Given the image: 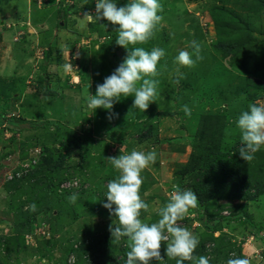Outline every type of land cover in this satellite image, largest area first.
Masks as SVG:
<instances>
[{
    "label": "rangeland",
    "instance_id": "obj_1",
    "mask_svg": "<svg viewBox=\"0 0 264 264\" xmlns=\"http://www.w3.org/2000/svg\"><path fill=\"white\" fill-rule=\"evenodd\" d=\"M95 2L0 0V264H109L107 256L126 264L127 238H111L118 222L103 204L117 175L106 158L132 150L157 153L141 173L144 222L159 219L179 185L198 197L178 222L199 238L195 257L264 264V147L245 162L236 128L250 104L264 105V0H159L164 19L153 37L129 46L166 53L157 65L159 95L144 112L132 107L133 96L110 110L87 108L88 93L128 52L115 42L118 26H80ZM127 2L115 0L118 8ZM192 41L203 60L178 75L173 59L191 52ZM33 122L41 128L29 130ZM200 155L216 170L210 195L200 189ZM73 193L78 199L69 203ZM166 246L150 264H176L164 256Z\"/></svg>",
    "mask_w": 264,
    "mask_h": 264
},
{
    "label": "clouds",
    "instance_id": "obj_2",
    "mask_svg": "<svg viewBox=\"0 0 264 264\" xmlns=\"http://www.w3.org/2000/svg\"><path fill=\"white\" fill-rule=\"evenodd\" d=\"M162 11L159 0H128L125 6L119 8L115 0H96L94 14L83 13L80 18L81 27L101 20L118 26L115 29L118 33L115 42L128 50L123 63L102 84H97L95 95L88 93L85 98L87 108L93 111L97 108L110 110L120 97L133 96L132 107L144 112L150 103L155 102L160 83L155 79L160 75L157 65L165 56V50L159 47H153L151 51L143 47H132L129 50V46L144 44L153 37L157 26L164 19L158 14ZM189 47L191 52L180 50L173 59L178 75H182L181 67L191 68L203 60L198 42L192 41ZM61 67L64 72H70L73 66L64 64ZM182 110L185 115L191 114L187 105ZM117 115L110 113L108 118L112 119ZM236 128L241 140L239 155L245 162H251L255 154L264 147V105L250 104L248 110L239 115ZM106 159L117 175L106 185L107 203L103 207L118 222L117 226L109 227L111 238L116 242L127 238L129 251L126 253V264H150L153 260L162 259L161 247L164 241H167L164 256L174 259L176 264H184V261L209 264L208 257L193 255L199 238L178 223L190 209L198 206V197L192 190H181L179 185H173L168 202L158 209L159 219L153 223L141 219L142 210L147 212L149 209V205L140 195L143 184L141 173L155 163L157 153L132 150L130 153ZM67 199L69 203H75L78 193L71 194ZM27 208L34 212L37 206L33 203ZM232 256L235 257V253ZM227 264H250V261L236 257L228 259Z\"/></svg>",
    "mask_w": 264,
    "mask_h": 264
},
{
    "label": "trees",
    "instance_id": "obj_3",
    "mask_svg": "<svg viewBox=\"0 0 264 264\" xmlns=\"http://www.w3.org/2000/svg\"><path fill=\"white\" fill-rule=\"evenodd\" d=\"M46 123L49 125V122H46ZM40 126H42L41 123L38 124V123H35V122H33L30 125H28L29 130H33V129L36 130L38 128H41ZM205 161H207L206 158H204L203 156L200 155V158H199L200 164L198 165L199 168L197 170V173H202V175L205 176L204 179H203V183L204 184L200 187V189H203V191L206 190V192L208 193L209 192V188L212 187V184H211L212 183V179H213L212 177H214V173H215L216 170L213 169V168L207 167ZM189 166H190V164L188 165V167ZM193 172H194V169L193 170L191 169V171H188L187 170L186 172H182L183 175H182V179L181 180L184 181L185 179H187L188 176H190L191 174H193ZM211 174H212V176H211ZM210 194L211 193H208V195H210ZM107 237L104 238V240L102 241V243L103 242L106 243ZM14 245L17 247V244L16 243H14ZM108 251L112 253V248H110L109 246H108ZM13 252H14V250H13ZM107 257L109 258V260H108L109 264L115 263V262H113L114 259H112L111 256H107Z\"/></svg>",
    "mask_w": 264,
    "mask_h": 264
},
{
    "label": "crops",
    "instance_id": "obj_4",
    "mask_svg": "<svg viewBox=\"0 0 264 264\" xmlns=\"http://www.w3.org/2000/svg\"><path fill=\"white\" fill-rule=\"evenodd\" d=\"M12 89H14V88H12Z\"/></svg>",
    "mask_w": 264,
    "mask_h": 264
}]
</instances>
